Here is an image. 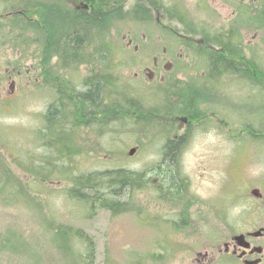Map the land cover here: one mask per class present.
Wrapping results in <instances>:
<instances>
[{"label":"rangeland","instance_id":"obj_1","mask_svg":"<svg viewBox=\"0 0 264 264\" xmlns=\"http://www.w3.org/2000/svg\"><path fill=\"white\" fill-rule=\"evenodd\" d=\"M147 1L125 2L129 10L138 3L150 7L147 23L142 17L113 20L106 34L98 36L108 45V71L120 78L117 86L128 102L117 99L124 107L107 110L103 116L109 121L105 124L75 129L85 122L78 118L81 108L76 117L70 116L75 125L66 127L76 135L77 149L65 159H58L45 147L49 140L44 136L45 115L59 98L70 103L74 100L75 106L81 103L77 91H84V81L93 71L91 64H70L59 75L60 62L54 58L53 70L45 76L38 68L40 54L32 45L34 39L24 48L16 47L8 36L10 27L0 32V156L24 189L19 197L9 196L10 188L0 194V238L10 234L22 242L15 250L0 245V264H83L91 245L95 264H129L140 256L145 264H220L224 235L220 214L240 211L245 202L236 200L251 186L264 190V84L256 87L241 79L233 62L230 72L220 76L219 119L214 113L209 120L203 115L193 122L196 125L175 163L183 184V203L167 200L165 190H159L165 182L163 168L168 167L159 157L160 137L181 133L180 122L171 128L167 114L180 110L185 96H173L175 88L158 82L144 85L147 76L142 63L153 62L168 46L164 28L183 26L174 18L172 7L178 3L196 23L220 27L221 33L234 29L233 40L242 43L245 58H254L264 66V17L255 23L258 26L246 15L241 18L235 9L240 0H220V9L218 0H158L163 5L159 14ZM262 1L256 0L259 5ZM5 7L0 0V14L8 13ZM11 19L4 18L1 24ZM254 26L257 28L252 29ZM99 39L90 44L89 55ZM195 67L203 75V67L197 63ZM187 78L181 76L184 81ZM158 91L160 95L155 96ZM135 92L141 94L143 104L134 102L141 99L135 98ZM141 118L144 121L139 125L136 120ZM249 121L255 122L251 128L259 137L248 133ZM133 149L136 151L131 154ZM120 168L143 175L137 181L142 187L123 195L120 204L112 198L103 205L72 196L80 188L74 182L77 176ZM180 213L188 214L189 228L177 227L183 218ZM199 253L208 257L198 261Z\"/></svg>","mask_w":264,"mask_h":264},{"label":"trees","instance_id":"obj_2","mask_svg":"<svg viewBox=\"0 0 264 264\" xmlns=\"http://www.w3.org/2000/svg\"><path fill=\"white\" fill-rule=\"evenodd\" d=\"M125 2L126 0H4V4H6L5 9L7 10L8 8V13L0 14V32H2L3 27H10L11 31H9L8 36L11 37L12 43L15 42L16 47L23 45L22 48H24V45L26 46L27 43H32L29 39H34L32 45H35L36 50H39L40 60L38 68L43 69V75L47 76L53 70L54 64L52 63V59L54 58L57 59V62H60L57 69L59 75H61L60 71L70 64L80 65L86 62V64H91L92 66L93 71L84 81L86 90L81 94L79 106L77 107L76 105L74 110L71 109L67 105L70 101L62 97L59 98L55 105H51L48 108L45 115L46 130L44 136L49 138L45 142V147L54 152L58 159L73 156V150L77 149L76 135L72 130L67 129L66 124H75V120L72 121L70 116L74 115L76 117L80 108L82 113L80 112L78 118L85 120V122L79 126L77 124L75 129L83 125L105 124L109 121V118L103 116L107 110H119L124 107L121 102L117 101V99L123 100L117 86L120 78L111 74L106 66L107 54L105 49H107L108 45L102 42L98 36L106 34L108 26L111 25L113 20H125L129 17H134L135 20L142 17L141 19H143V22L146 21V23L150 20L148 15H151L145 11L146 7L142 3H138L136 7L129 10L126 9ZM147 2L152 7L161 5L158 0H148ZM77 4L79 6L81 4L87 5L90 10L85 11L82 8H76L75 5ZM260 4L258 2H255L253 5L240 3L235 5V9L241 18L246 15L253 21L254 25L258 26L255 23L259 22V18L264 17V0ZM9 16L13 18L11 17V19ZM4 18L11 19V21L7 24H1ZM256 26L252 29L257 28ZM27 34L31 35V37L28 38ZM34 36L36 37L34 38ZM234 36V29L229 33L220 32V76L223 73L230 72V63L236 62L233 64L237 66L236 68L239 70L237 72H240V74H235L241 79L256 85V87H261L264 84V66L256 62L254 58H245L242 51V43H237V40H233ZM96 37L99 39V43L89 55L88 48H90V44L93 43L92 41ZM212 54H214L215 58L216 53L212 51ZM92 58L93 62H89ZM107 85H110L111 88H108ZM261 88L264 90L263 86ZM109 89L112 92L111 98H109L110 103L104 105V94ZM59 90L61 93V85L59 86ZM72 91L75 92V88ZM129 105V107H133L132 104ZM188 105H190L189 102ZM141 119H137L136 122L141 124L144 121L143 118ZM249 122L251 124L246 128L249 131L248 133L253 135L256 130L251 128V126L255 122ZM263 126L264 123L261 129H264ZM253 136L257 137L258 135ZM181 143V141H170L166 146L165 152L167 155L172 156L173 160L178 155ZM46 163L53 166L51 162L47 161ZM175 163L167 161L168 167L163 168L165 182L162 191L165 190V196L168 197L166 199L170 203L177 205L178 203H183V200H174L182 196L183 192L181 190H183V184L176 172ZM38 172L41 173L40 169H38ZM12 175L11 168L6 164V160L3 156H0V194H4L3 191L10 188L11 193L9 196L11 195L14 198L21 196L24 189L21 183L13 179ZM141 178H143L141 173L124 168L77 176L74 182L80 188L73 191L72 196L81 202L96 200L103 205H107V202L111 201L110 198H112L120 204L123 195L130 194L133 189L142 187L137 182ZM14 191L18 192L14 194ZM180 216L183 218L177 223L179 230L189 228L188 214L180 213ZM76 234L74 233V235ZM0 239V245L3 248L15 250L20 248L22 244L17 236L15 237L10 234ZM85 261V263L84 261L82 263H96L92 245L89 247ZM129 264L145 263L142 262L140 256L131 260Z\"/></svg>","mask_w":264,"mask_h":264},{"label":"flooded vegetation","instance_id":"obj_3","mask_svg":"<svg viewBox=\"0 0 264 264\" xmlns=\"http://www.w3.org/2000/svg\"><path fill=\"white\" fill-rule=\"evenodd\" d=\"M240 2L246 5H253L256 0H240ZM218 6L220 9V0H218ZM75 7L82 8L85 11L90 10L84 4H81V6L77 4ZM162 7L161 3L160 6L152 7V11L159 14ZM172 8L175 12L174 18L176 17L183 26L181 28H164V33L170 39L168 46L154 57L153 62H142L145 64L144 75L147 76L146 80L143 79L144 85H152L158 82L160 86L175 88L173 96L177 94L185 96L182 99L180 110L175 109L167 114L168 122L172 123L171 128L174 129L177 125L176 123L180 122L178 125L180 126L181 124V133L173 135L164 133L160 137L162 151L159 157L162 162L178 161L184 146L189 140L191 129L196 125L193 122L199 117L201 118L205 115L204 118L209 120L214 113L217 119L220 116V27L212 28L204 23L194 22L190 18L189 11L182 4L178 5L176 3L175 7ZM145 11L150 13L151 8L147 7ZM217 15L220 17L218 13ZM212 51L216 53L215 58ZM190 60H192L191 63L189 62ZM195 63L200 68L203 67V75L198 74L199 71H196L198 68L195 67ZM191 69L194 72L192 75H188L187 72ZM194 74L196 75L194 76ZM185 75L189 80L184 81L181 79V76ZM181 82L185 84V86L183 85L184 87L180 86ZM190 84L194 86L191 87ZM107 86L108 88L110 87V85ZM83 87L85 91V85ZM84 91L77 92L82 94ZM135 93V98L140 99L141 94ZM111 95L112 92L109 89L104 94V105L109 104L108 100ZM156 95H160L159 91ZM142 101L141 98L134 102L143 104ZM188 102L190 105H188ZM67 105L74 110V102L72 104L67 103ZM78 106L79 104H77ZM179 114H183V116H179ZM67 125L73 126L75 124L70 123ZM170 141L182 142L175 160L165 152L166 146ZM174 200L182 201L183 199L176 198ZM236 201L240 202V204L242 201L245 202L244 207L240 211L234 214L228 212L224 213L225 215L220 214V226L224 232L223 237L220 239V264H264V190L251 186L245 192H242ZM206 257L208 256H202L200 253L196 255L198 261Z\"/></svg>","mask_w":264,"mask_h":264},{"label":"water","instance_id":"obj_4","mask_svg":"<svg viewBox=\"0 0 264 264\" xmlns=\"http://www.w3.org/2000/svg\"><path fill=\"white\" fill-rule=\"evenodd\" d=\"M135 151H136V149H133V150H132V152H131V154H134V153H135Z\"/></svg>","mask_w":264,"mask_h":264}]
</instances>
